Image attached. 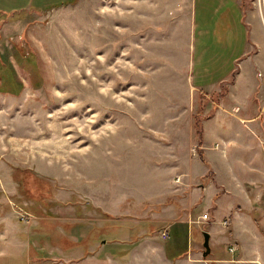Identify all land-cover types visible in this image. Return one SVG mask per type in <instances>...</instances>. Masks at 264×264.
Masks as SVG:
<instances>
[{"label":"rangeland","instance_id":"1","mask_svg":"<svg viewBox=\"0 0 264 264\" xmlns=\"http://www.w3.org/2000/svg\"><path fill=\"white\" fill-rule=\"evenodd\" d=\"M49 6L64 7L39 14ZM31 7L40 18L26 15ZM2 9L0 29L10 26L0 30V56L24 90L0 93V264H131L132 252L145 254L152 241L158 259L174 264L190 243L204 255L203 232L221 226V199L250 203L251 191L264 193L255 146L242 138L207 146L205 138L204 122L239 74L253 87L264 74L237 10L199 18L218 21L212 34L197 29L194 12L192 35L183 8L152 0H5ZM16 49L34 56L40 88ZM190 70L205 92L193 89ZM228 159L241 176L258 173L246 179L248 194L233 196L221 180ZM254 207L239 212L258 223L264 250V197ZM224 218L231 238L233 220ZM245 244L214 246L211 258H242Z\"/></svg>","mask_w":264,"mask_h":264},{"label":"crops","instance_id":"2","mask_svg":"<svg viewBox=\"0 0 264 264\" xmlns=\"http://www.w3.org/2000/svg\"><path fill=\"white\" fill-rule=\"evenodd\" d=\"M155 3H173L178 5L180 8H183L180 13H182V16L190 17V32H192L193 35V29L195 28L193 24V18L192 14L195 12V16L197 19L196 25L198 28H205L204 33L212 34L214 28L216 27V24L218 21L209 26L208 24H204V21L198 22V19L202 18H208L209 12L213 11L215 14V19L219 17H226L229 18L231 16V10H237L239 15L242 19L248 20V27L251 30V42L254 49V62L253 66L261 67L264 71V0H152ZM214 2L213 7H209V2ZM262 1H263V8H262ZM5 6V0H0V11H5L2 9V7ZM54 7V8H52ZM64 6H59L55 8V6H49L42 9V12H39V14H42L43 11L47 9H59ZM26 9V15H33L37 18H40L38 12L33 10V8H25ZM31 9V10H30ZM191 13V15H190ZM21 16V15H20ZM13 17L10 16L9 19ZM19 17V16H16ZM27 17V16H26ZM224 17V18H225ZM228 24V22H227ZM214 25L215 27H211ZM222 25V22L220 23ZM10 26V21L5 22L2 27L1 31H5ZM208 29H211L208 30ZM228 31L230 30L229 24H228ZM193 38V37H192ZM254 38V41H253ZM193 40V39H192ZM193 51V46H192ZM196 49L194 50L195 53ZM192 55V52H191ZM252 57H249L251 60ZM245 62V60L243 61ZM194 67V66H193ZM257 67V68H258ZM261 82L258 84L257 87H253L247 79L242 80L243 75L240 73L238 78H236V82L234 80V84L230 87V92L228 96H224L222 99L224 100L223 103L218 105V110L216 111L214 117L211 119H208L205 121V138H206V144H214L221 142L229 144H234L233 142H237L236 144H240V138H242V146H247L245 143L248 140L249 142L247 144H250L252 146H255V150L260 151L259 157H264V148H261L260 145H258L256 142H260V144H264V74L260 73ZM190 81L192 82V87L195 90L205 92V88L195 86L196 79H193L191 75L190 70ZM209 82V81H208ZM207 82V83H208ZM244 86V89L241 90L237 96V101L234 102H228L232 95V98L234 99V90L238 89L240 85ZM215 85V84H213ZM212 85V86H213ZM238 88H237V86ZM215 87V86H213ZM212 87V88H213ZM260 89V90H259ZM211 90V89H210ZM261 93L259 95L260 102L258 105V108L256 111L252 112V114L249 111V107L255 105L253 102L252 96H254L255 92L258 91ZM229 97V98H228ZM209 98V97H208ZM236 98V97H235ZM221 99V100H222ZM259 100V99H258ZM226 101V102H225ZM239 101V102H238ZM224 103L227 105H224ZM208 111V108L206 109ZM206 112V111H205ZM210 112V111H209ZM236 140V141H235ZM214 142V143H212ZM245 144V145H244ZM258 146V148L256 147ZM248 147V146H247ZM264 147V146H263ZM229 150V149H228ZM245 152V151H244ZM242 152V153H244ZM245 154H248V152H245ZM258 158L255 160L257 161ZM237 161H240L237 159ZM263 162V168H264V161ZM228 166L226 168H222L223 175L221 176V180L225 182L228 185V188H230V192H233V196H240L244 193H249L248 188L246 187V179L255 180V177H258V173H255V176L248 175V176H241V172L238 171V167L240 165H233L229 163L228 159ZM238 171V172H237ZM252 174V173H251ZM257 175V176H256ZM248 177V178H247ZM242 178L245 183L242 182L240 179ZM261 183L264 184V172L261 176ZM233 183V185H231ZM233 190V191H231ZM251 191V190H250ZM212 193L211 196L218 194ZM250 203H246L244 201L241 203L232 202L229 199H221L219 203V208H217V211L215 210L216 216H220L222 219L220 228H212L209 229L208 233L211 236L210 244L211 249L214 246H221L223 243H226L228 245V251L231 243H238V241L245 242V246H241L243 250L242 258L236 257V255H230L228 258H211L205 261L203 255H199L198 253H193V247L191 249V243L188 246V251L185 256V258H182L178 262L174 264H264V250L261 245V233L258 227V223H255V219L250 216L249 214L244 217L242 212H239V207L247 208L250 212H253L257 208L254 206L257 204L258 200L262 199L264 197L263 192H258L255 194L253 191L248 194ZM238 200V199H237ZM254 202V203H253ZM249 205V206H248ZM250 208V209H249ZM223 212L226 213V219L230 216V219L233 220V237H229L228 230L224 226V220L225 216H223ZM232 215V216H231ZM198 224V223H196ZM206 225V224H205ZM199 225H196V232L199 230ZM204 234V232H203ZM204 237V236H203ZM233 238V239H232ZM147 242V241H146ZM213 242V244H212ZM204 246V243H202ZM147 251L145 254L144 251L140 252L138 250L132 252L130 255L131 258V264H156V259H158L157 251L158 246H160L157 243L147 242ZM237 247V245H236ZM235 247V248H236ZM237 250V248H236ZM150 254V255H149ZM212 254V252H211ZM147 255L149 257L146 260ZM145 256V257H144ZM163 259H158L160 264H173V261L170 260L168 257L163 256ZM129 258V259H130ZM95 261H98L99 264L101 262L109 263V264H115L114 260H106L105 258L103 260L101 259H94ZM122 264V263H120ZM129 264V263H127Z\"/></svg>","mask_w":264,"mask_h":264},{"label":"trees","instance_id":"3","mask_svg":"<svg viewBox=\"0 0 264 264\" xmlns=\"http://www.w3.org/2000/svg\"><path fill=\"white\" fill-rule=\"evenodd\" d=\"M16 52L19 54V57H18L19 65L20 66L22 65L24 67L25 66L29 67L30 69L33 70L32 74L37 76V81H35L37 85V89L40 88L43 85V78L41 76L38 63L35 60L34 56L28 55L29 58H27V57H24L18 49H16ZM1 60L4 64L3 63L1 64ZM23 90H24L23 83L18 80L15 71L11 69L0 56V93L20 96ZM226 95L227 93L224 94L223 96H226ZM220 96L222 97V95ZM210 116H208L207 118H210ZM202 120H203L202 117H198V120L196 122V129L198 130V135L200 139L203 135V127L201 126ZM178 258L179 257L175 259H178Z\"/></svg>","mask_w":264,"mask_h":264},{"label":"water","instance_id":"4","mask_svg":"<svg viewBox=\"0 0 264 264\" xmlns=\"http://www.w3.org/2000/svg\"><path fill=\"white\" fill-rule=\"evenodd\" d=\"M203 236H204V249H205V253L203 257L204 259H207L211 255V252H212L211 244H210L211 236L207 232H204Z\"/></svg>","mask_w":264,"mask_h":264},{"label":"built area","instance_id":"5","mask_svg":"<svg viewBox=\"0 0 264 264\" xmlns=\"http://www.w3.org/2000/svg\"><path fill=\"white\" fill-rule=\"evenodd\" d=\"M204 219H205V220H208V219H209V216H208V215H207V216H205V217H204ZM227 224H228V223H227V222H225V223H224V226H227ZM164 237H166V235H164ZM231 251H232V252H234V250H233V249H231Z\"/></svg>","mask_w":264,"mask_h":264},{"label":"bare ground","instance_id":"6","mask_svg":"<svg viewBox=\"0 0 264 264\" xmlns=\"http://www.w3.org/2000/svg\"><path fill=\"white\" fill-rule=\"evenodd\" d=\"M261 6H262V8H263V1H262V5H261Z\"/></svg>","mask_w":264,"mask_h":264}]
</instances>
